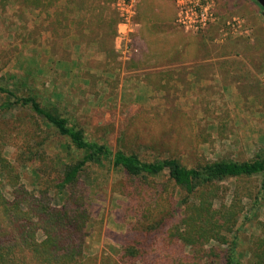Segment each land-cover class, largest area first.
I'll use <instances>...</instances> for the list:
<instances>
[{
    "label": "rangeland",
    "instance_id": "374dc122",
    "mask_svg": "<svg viewBox=\"0 0 264 264\" xmlns=\"http://www.w3.org/2000/svg\"><path fill=\"white\" fill-rule=\"evenodd\" d=\"M141 2L125 20L115 0H85L84 9L73 0H0V85L56 107L113 149L190 167L254 157L264 147V8L256 0H204L208 17L198 25L191 15L179 18L189 1L172 0L169 44L194 71L172 82L154 71L141 78L129 63L139 51ZM66 142L28 106L0 105L1 151L28 189L47 191L53 206L82 194L90 264L117 259L131 240L169 264H224L231 254L235 264L264 262L263 175L188 192L166 172L128 178L104 159L86 167L78 188L59 189L66 157L82 155ZM0 178L9 195L1 171Z\"/></svg>",
    "mask_w": 264,
    "mask_h": 264
},
{
    "label": "trees",
    "instance_id": "16d2710c",
    "mask_svg": "<svg viewBox=\"0 0 264 264\" xmlns=\"http://www.w3.org/2000/svg\"><path fill=\"white\" fill-rule=\"evenodd\" d=\"M33 5L55 3L58 0H28ZM88 1V0H86ZM76 7L84 9L85 0H73ZM97 7V5L95 6ZM1 104L28 106L34 114L44 118L56 131L66 137L68 145L82 155L74 160L66 157L58 178L59 189L74 190L86 167L92 162L109 160L128 178L157 176L167 173L176 185L193 192L197 186L225 177L263 175L264 147L254 157L245 160L222 158L190 167L177 157L153 158L141 156L136 150L120 146L113 149L109 144L87 138L83 127L72 123L56 107L44 106L32 94L17 96L7 86L0 85ZM0 104V105H1ZM72 154V152L67 155ZM51 170L52 168H48ZM0 171L11 187L9 195L3 189L0 178V264H90L95 257L86 255V223L88 211L83 196L72 197L69 203L53 206L47 191H32L21 179L15 164L0 148ZM46 173V171H45ZM42 237H39V232ZM131 240L117 259H104L103 264H169L167 256L146 257L145 244ZM235 255H228L224 264H235ZM148 258L147 262L146 259ZM152 261V263H150ZM258 264H264L259 261Z\"/></svg>",
    "mask_w": 264,
    "mask_h": 264
},
{
    "label": "crops",
    "instance_id": "0c3cea01",
    "mask_svg": "<svg viewBox=\"0 0 264 264\" xmlns=\"http://www.w3.org/2000/svg\"><path fill=\"white\" fill-rule=\"evenodd\" d=\"M138 12L140 20L134 43L139 51L129 61L133 68L138 69L133 73H140L142 78L146 71L149 75L154 71L172 82H175V77L192 74L191 61L174 57V49L169 44L168 38L175 28L171 25L174 16L172 0H142Z\"/></svg>",
    "mask_w": 264,
    "mask_h": 264
},
{
    "label": "built area",
    "instance_id": "2783aa9c",
    "mask_svg": "<svg viewBox=\"0 0 264 264\" xmlns=\"http://www.w3.org/2000/svg\"><path fill=\"white\" fill-rule=\"evenodd\" d=\"M116 4L125 20H129L131 16V8L135 5L139 0H115ZM184 0H179L180 5L184 4ZM186 1V0H185ZM189 1V5L182 8L179 12V18L183 19H191L196 18L198 21V25H204L207 20L208 14L204 8V0H187ZM191 15V16H190Z\"/></svg>",
    "mask_w": 264,
    "mask_h": 264
},
{
    "label": "water",
    "instance_id": "95a60500",
    "mask_svg": "<svg viewBox=\"0 0 264 264\" xmlns=\"http://www.w3.org/2000/svg\"><path fill=\"white\" fill-rule=\"evenodd\" d=\"M264 8V0H256Z\"/></svg>",
    "mask_w": 264,
    "mask_h": 264
}]
</instances>
